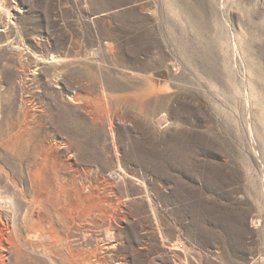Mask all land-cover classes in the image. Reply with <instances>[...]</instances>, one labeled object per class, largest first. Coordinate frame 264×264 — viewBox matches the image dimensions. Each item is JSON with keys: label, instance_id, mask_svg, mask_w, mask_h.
Wrapping results in <instances>:
<instances>
[{"label": "rangeland", "instance_id": "374dc122", "mask_svg": "<svg viewBox=\"0 0 264 264\" xmlns=\"http://www.w3.org/2000/svg\"><path fill=\"white\" fill-rule=\"evenodd\" d=\"M258 89L264 0H0V264H264Z\"/></svg>", "mask_w": 264, "mask_h": 264}, {"label": "bare ground", "instance_id": "6f19581e", "mask_svg": "<svg viewBox=\"0 0 264 264\" xmlns=\"http://www.w3.org/2000/svg\"><path fill=\"white\" fill-rule=\"evenodd\" d=\"M222 9V8H221ZM229 27V26H228ZM231 39H232V46H233V51H234V53L235 54H238V50H237V48H236V43H235V41H234V35L233 34H231ZM252 88H254V91H256V88H258V86L256 85V87L255 86H253L252 85ZM263 88V87H262ZM259 91H261L259 94L261 95V96H263V93H264V91L262 90V89H258ZM251 92H253L252 90H251ZM263 92V93H262ZM252 94H254V93H252ZM248 96H251L252 97V95H248L247 94V100H248ZM255 96V95H254ZM250 97V98H251ZM256 97V96H255ZM264 98V97H263ZM262 98V99H263ZM261 99V100H262ZM264 100V99H263ZM253 104V103H252ZM256 104V103H255ZM248 118V117H247ZM162 121V120H161ZM250 122V121H249ZM248 126H249V135H250V138L252 137V134H251V131H252V126H251V122L250 123H248ZM251 140V139H250ZM256 153V152H255ZM7 198V197H6ZM9 201V202H8ZM7 202V203H6ZM2 206H8V208L10 207V206H12V204H11V199H8V200H5V203L4 202H2V201H0V207H2ZM1 217V216H0ZM4 222V221H3ZM41 224H42V218L38 215V217L37 218H35V219H32L31 221H30V225L34 228V230H35V234H36V236L38 235V233H41ZM25 227V226H24ZM8 228V227H7ZM6 230V229H5ZM22 232H23V229L21 228V226H18V227H15V229H14V236H15V239H16V242L19 244V246L20 247H18L17 249H18V254L20 255V256H23V252L22 251H26L27 250V248H26V242H25V240H24V236H23V234H22ZM0 249H2L3 251H7V254H8V256H9V259H10V257H11V247H10V245L7 243V241H6V239H5V235H4V232H3V230H2V232H0ZM35 237V235L34 236H30V238H34ZM111 238H113L111 235H109L108 236V239H111ZM20 248V249H19ZM43 250L42 249H37L36 250V254L37 255H43V256H45L46 258H48V259H50L49 258V255L46 253V252H42Z\"/></svg>", "mask_w": 264, "mask_h": 264}]
</instances>
